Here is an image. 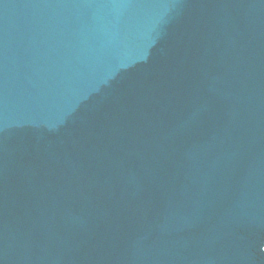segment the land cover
<instances>
[{
  "label": "water",
  "instance_id": "obj_1",
  "mask_svg": "<svg viewBox=\"0 0 264 264\" xmlns=\"http://www.w3.org/2000/svg\"><path fill=\"white\" fill-rule=\"evenodd\" d=\"M0 264H264V0H0Z\"/></svg>",
  "mask_w": 264,
  "mask_h": 264
}]
</instances>
